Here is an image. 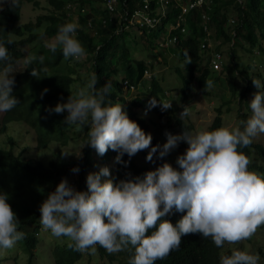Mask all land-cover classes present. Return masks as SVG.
<instances>
[{
    "label": "clouds",
    "instance_id": "9594fccd",
    "mask_svg": "<svg viewBox=\"0 0 264 264\" xmlns=\"http://www.w3.org/2000/svg\"><path fill=\"white\" fill-rule=\"evenodd\" d=\"M3 2L13 8L18 6L19 0H3ZM237 2L242 4V0ZM209 5L207 9H210ZM176 11L178 13V10ZM201 22L205 38L201 41L199 50L202 52L203 60L206 49L210 50L207 47L210 32L209 22L206 24ZM231 23L233 24L234 21ZM169 25L170 23L166 27ZM78 27L76 22L65 23L47 47L50 51L56 52L59 46L65 59L84 57L85 49L76 38ZM166 27L153 43L151 50V53L157 55L158 60L165 53L162 51L172 54L171 49L177 42V36L172 34L177 30L168 32ZM178 30L186 37L189 34L187 21ZM137 31L143 39L134 36L133 40H139L144 46L145 41L148 40L150 44V34ZM9 38L12 40V37ZM6 43L10 45L11 41ZM211 55V59L209 57L207 61L203 60L202 65L206 64L209 67L210 77L220 80L221 76H214L212 73L222 68L223 55L218 51L210 52ZM23 59L25 69L18 74L25 72L35 62L44 61L43 56L36 55H26ZM0 62L5 65L0 69L1 116L20 102L12 95L14 75H18L14 74L17 72L15 67L19 63L14 64L6 44L1 41ZM160 62L156 61L158 65ZM239 62L240 60L233 56L228 60V69L234 78L237 75L242 77L246 75L239 71ZM188 63H191L190 59ZM194 74L189 86H185L184 83V86L175 92H172L175 89L168 86L170 82L166 77L161 80L157 78L166 91L168 101L161 102L152 97L147 103L145 115L148 110L158 105L162 111L171 108L172 114L174 109L183 110L180 113L181 117L188 115L187 108L197 113L195 106L200 104V101H197L196 97L209 95L212 81L209 77L200 87L197 84L200 74L197 71ZM258 74L261 75V72ZM30 75L40 78L39 71L35 69L30 71ZM255 75L257 74H253L251 79L248 74L247 78L243 77L245 87L251 80L253 83V91L247 92L253 94L249 103L252 115L246 119V114L239 111L243 117L237 116L238 127L231 129L221 127L222 114L218 109V114L206 129L194 131L190 121H177L181 124L178 130L182 132L181 134L165 133L167 139L162 146H151V134H146L135 121L129 119L120 103L111 102V82H105L98 89L96 87L98 77L93 73L86 86H77L76 93L69 95L66 103H58L54 109L49 110L50 113L57 114L66 111L64 120L66 125L75 124L81 128L85 126L88 128V140L82 147L87 145L93 148L99 156L105 155L111 149L117 153L115 162L125 166L128 163L122 160L125 154L131 158L139 151L150 148L146 160L151 162L154 154L158 152L157 158H163L181 141L187 144V148L184 154L176 159L179 170L164 163L153 169L149 167L153 171L146 172L143 178L137 176L114 182L109 168L103 166L87 175V191H77L67 179H62L55 191L50 192L40 205V222L43 228L50 230L53 236L69 238V247L77 252L95 251V246L99 245L103 247L104 254L114 256L115 260L112 262L124 257L125 263L155 264L157 260L167 257L171 251L170 256L174 254L173 250L180 249L184 243L197 239L202 244L207 242L211 245L214 242L219 252L217 264H262V258L259 260L258 254L247 251L252 245L249 248L245 246L246 251L231 249L241 241L250 240L256 233L257 245L264 253V177L257 170L256 172L249 170L251 163L249 156L238 150L256 145L253 139L258 134H264V92L260 91L262 84ZM144 76L149 86L152 78L147 71ZM219 80L213 79V81ZM230 81L233 83L232 78ZM126 86L124 85L123 88L124 96ZM229 89L231 90L230 86ZM235 92L236 89L232 92L233 96ZM172 96L178 102L174 108L170 101ZM226 112H231L230 107H227ZM81 156L79 150L77 157ZM72 171L76 173L79 169L73 168ZM7 200V193L0 192V248L2 249H10L25 238V233L17 230L19 221ZM163 217L168 220L162 219ZM130 245L134 250L128 248ZM123 250L133 252V258L128 255H118ZM229 250H232V253L226 255Z\"/></svg>",
    "mask_w": 264,
    "mask_h": 264
},
{
    "label": "trees",
    "instance_id": "16d2710c",
    "mask_svg": "<svg viewBox=\"0 0 264 264\" xmlns=\"http://www.w3.org/2000/svg\"><path fill=\"white\" fill-rule=\"evenodd\" d=\"M44 1L50 9L49 13L38 16L35 22H29L22 26L17 25L20 20L22 3H31L37 7V1L19 0L18 6L13 8H10L6 3L0 11V41L6 44L9 56L14 64L16 65L26 56L22 52L23 47L34 42L37 43L28 52L27 56L44 57L43 63L35 62L25 72L14 75L15 84L12 95L20 102L12 110L4 112L0 116V133H6L8 126L11 124L25 125L33 132L36 147L39 150L50 148L51 144H55L54 148H51L52 152L46 158V161L27 158L24 156V150L17 152L18 144L9 135H7L5 141L7 147L6 144H4V147L0 146V192L7 193L8 200L6 202L11 206L19 221L17 230L25 233V238L15 244H19V248L16 246L10 249L0 248V264H18L16 259L22 251L26 256V264H35L36 251L37 249L40 250L39 235L43 227L40 222V205L50 192L55 191L56 186L62 179H67V181L70 179V176L74 173L73 168L79 169L76 172L78 174L77 191L87 190L86 175L91 168L98 165V162L102 164L101 166H111V178L114 182L137 176L143 178L146 172L153 171L149 169L147 164L139 162L137 157L140 152L142 155L147 156L148 153H145V149L131 158L125 154L122 160L128 162L126 166L115 162L114 158L117 153L111 149L105 155L99 156L93 148L85 145L81 151V157L75 158L73 155L67 158L63 155L60 150L61 147H66L71 140H80L83 145L88 140V132L86 133L80 128V130L72 133V125L64 123L67 115L66 111L60 114L50 113L49 111L51 105L58 101H67L69 95L72 96L76 93L73 90V84L76 82L72 77L74 69L68 66L73 58L65 59L59 46L56 52L50 51L47 47L62 25L73 22L72 17L76 18L79 25L76 38L85 49V56L89 63L88 66H90L87 68V75L84 78L88 77L90 79L92 74L95 73L98 77L96 85L98 89L105 82H111V102L113 104L120 103L125 108L129 119L135 121L146 134H151V146L160 145V137L150 128V126H153L152 121L148 124L147 120L152 117L160 120L164 117L169 118L172 115L171 108L162 111L159 105L148 110L145 115L147 103L152 97L161 102L168 101L166 91L157 81V73L151 67L152 65L136 58L135 54L138 48L131 44L129 30L124 31V21L117 15L106 13L103 6L100 8L103 0ZM142 1L118 0L117 10L122 14H125L126 11H144ZM207 1H210V9H207L208 6H204L202 10L193 11L187 19L189 34L186 37L179 30L172 32L173 35L177 36V42L171 51H177L184 63V70L186 76H188L185 86L190 85L195 71L200 74L197 80L200 87L205 84V80L211 74L209 67L206 64L202 65V52L199 50L200 43L205 38L203 26L201 25L204 12L209 15L208 27L213 29L216 49L221 45L229 44L230 56L235 57V47L244 48L243 45H240L241 40L245 44L244 49L250 54H253L254 50H259L264 54L262 48L264 42V0H244L242 4H239L237 0ZM157 4L158 0H150L151 10L148 11L154 10ZM230 8H233L236 13L232 25L233 33H229L230 27H228V24L230 26L231 16L227 12ZM176 14L177 11L173 10L171 5L168 17L162 22V28L152 32L150 34V44L147 40L142 48L152 52L153 43L160 37L161 31L164 32L169 23H176ZM88 23L90 26H88ZM25 33H27V37L23 38L26 35ZM9 36L12 37V40ZM237 40L239 42H236ZM7 41H11V44L8 45ZM206 51L209 52V49H206ZM189 59L191 63H188ZM63 63L67 64L68 73H61ZM4 66V63L0 62V69ZM32 69L39 71V79L30 75ZM173 70L178 77L182 78L178 67H174ZM146 71L152 78L149 86L144 79ZM243 73L246 74L243 77L247 78L248 73ZM255 76L257 78L261 77L260 74ZM214 80L219 79L214 78ZM261 84L260 91L264 92V76L261 77ZM124 85H127L125 96ZM229 86L234 92L235 87L231 81ZM252 86L251 80L242 89L241 95L247 94L249 91L252 92ZM238 116L243 117L240 113ZM84 129L88 131L86 126ZM181 133L180 131H173L170 134L179 135ZM186 148L187 144L181 141L165 157L157 158V152L153 155V158L157 160L158 167L168 163L179 170L176 159L179 155L184 154ZM147 150L150 151V148ZM238 150L249 156L251 160L249 170L254 172L257 170L264 177V146L256 144ZM127 174H130V176ZM162 219L168 220L165 217ZM255 234L250 240L241 241L231 249L237 248L236 250L246 251L244 247L252 245L247 251L258 254L259 260L262 258V264H264V253L262 248L257 245L258 237H255ZM52 238L54 240V248L51 252L53 264H75L83 258L84 253L77 252L69 247V238L64 236H52ZM128 248L134 250L131 245ZM173 251L174 254L170 256L171 251L167 257L163 260H157L155 264H217L219 258V252L214 242L211 245L207 242L202 244L197 239L190 240L184 243L180 249H174ZM231 253L232 250H229L226 255ZM86 254L93 258L90 252ZM118 255H128L132 259L134 253L123 250ZM95 256L105 263L115 260L113 255L104 254L103 247L99 245L95 246Z\"/></svg>",
    "mask_w": 264,
    "mask_h": 264
},
{
    "label": "rangeland",
    "instance_id": "374dc122",
    "mask_svg": "<svg viewBox=\"0 0 264 264\" xmlns=\"http://www.w3.org/2000/svg\"><path fill=\"white\" fill-rule=\"evenodd\" d=\"M38 2V6L35 7L31 3H22L20 7V20L17 23L18 26H22L25 24H28L29 22H35L36 18L41 15H46L49 13V7L45 3L44 0H35ZM244 0H242V3ZM6 3L3 2V0H0V11L4 8ZM208 4V3H207ZM100 8H102V5H100ZM227 12L230 17L228 27H230L229 33L233 32L232 29V23L231 21L235 20L236 13L234 12L233 8L228 9ZM205 16V15H203ZM206 17V16H205ZM73 22H76V18L72 17ZM206 20V18H204ZM77 23V22H76ZM212 31L209 27L210 32V39L207 40V47L210 48L209 52H204L203 54V60L204 62L207 61L212 55L210 56V52L212 51H218L220 52L223 57L221 59L222 68L220 71L213 72L212 74L214 76H221L219 81H213L215 77H210L209 80L212 81V87L209 88V95L201 96L198 95L197 101H200V104H196L195 110H197V113L193 111L191 108L188 109V115L181 117L180 113L183 110H173V114L167 118L164 117L162 119H156L155 117H152L147 120V123L150 124L151 121L153 123V126H150L152 130L155 131V134L160 137L159 144L162 146L166 142V136L165 133H171L173 131H178L181 128V124H179L177 121L187 122L190 121L193 124L194 131L204 130L206 129L211 123L212 120L216 117L217 110H220V113L222 114V126L221 127H227L229 129L233 127H238L239 122L237 119L239 111L243 114H246V119H249L252 115L249 103L253 98V94H246V96H241V92L243 87H245V81L241 75H237L234 78V75H232L231 71L228 69V60L230 58L229 53V44L221 45L219 48L216 47V41L213 39ZM130 36L129 39L131 40V44L133 46H136L138 48V51L136 52L135 56L137 59H142L144 62H146L148 65H154L153 70L157 73V77L161 80L163 77H166L167 81L170 82L168 86L171 89H175L172 92H175L177 90H180L185 83L186 78V72L184 70V63L181 60L180 54L176 51H174L172 54H170L168 51H165L164 55L160 56V60H158V57L156 54L151 53L149 51H146L144 48H142L144 45L140 43L139 40L134 41L133 37L136 36L140 39H143L141 37L140 33L137 30H129ZM23 38L27 37V33H25ZM236 42H239L238 40ZM37 43V42H36ZM35 42L32 44H27L23 47L22 51L28 55V52L34 47L36 44ZM240 45H243L245 48V44L242 43L240 40ZM243 47L240 46L235 47L234 49V55L237 59L240 60L238 63L239 71L248 73L249 79H251L253 74H258V72H261V77L264 76L262 72H264V54L262 52L257 53V51H254L253 54H250L247 52ZM262 48L264 49V42L262 43ZM73 58V57H72ZM24 59L19 62V64L15 67L16 73L18 74L25 69V65L23 63ZM156 61H161L158 65ZM78 64V65H77ZM87 57H81L79 59L73 58V60L70 61L68 66L70 68L74 69V73L72 74V77L76 80V82L73 85L74 92L77 91V86H86L87 82L89 81V78L86 77L87 75V68L88 66ZM248 65L250 68L248 69ZM174 67H178L180 69L181 77H178L174 73ZM68 73L67 64L63 63V68L61 73ZM261 77H259V81L261 82ZM232 78L234 87L236 89V92L234 96L232 95V91L229 89L228 81H230ZM208 80V81H209ZM257 80V79H255ZM261 89V88H260ZM259 89V90H260ZM255 90H258L255 88ZM258 90V91H259ZM204 99V100H203ZM172 103V108L176 107L178 105V102L175 101L174 97L172 96V100H170ZM67 101H58L50 106V109H54V107L58 103H66ZM230 107L231 112H226L227 107ZM247 121V120H246ZM72 133L80 130L81 127L72 124ZM84 130V132H88L84 128H81ZM7 135L12 136L16 143L18 144L17 152L24 150V156L27 158H34L35 160L40 161H46L47 157L52 152V149L54 148L55 144H51L50 148L47 149H38L36 147V142L34 139L33 132L25 125H18V124H11L8 126V129L6 133H0V146L4 147ZM81 137V135H79ZM254 144H262L264 146V134H258L257 137L253 139ZM7 147V144L5 145ZM80 143V140H71L69 141V144L66 147H61L60 150L63 152V154H69L66 157L70 158L74 155L75 158H77V154L82 151L83 147ZM52 148V149H51ZM81 148V149H80ZM149 150L145 149V153H148ZM257 156V155H256ZM139 162L143 164H147L151 169L154 167H158L157 160L153 158V161L149 162L146 160V156L142 155V153H138L137 155ZM257 158V157H256ZM97 165V164H96ZM102 164L98 162V165L94 168H91L87 175L92 172H96L99 170ZM107 166V165H105ZM111 173V166H107ZM86 175V177H87ZM69 184L76 190V185L78 182V174L73 173L70 176V179H68ZM87 191V190H86ZM52 234L50 230H45L42 227V230L39 235V249L36 251V257H35V264H53L51 252L54 248V240L52 238ZM16 247H20L19 244L14 245ZM249 248V247H248ZM20 252V250H18ZM90 252L93 255V258H90L86 253ZM16 253V252H14ZM13 253V254H14ZM84 256L81 258L80 261L76 262L75 264H120L125 263L124 257L118 258V261L115 262H102L97 259V256H95V251L88 250L87 252H83ZM16 262L18 264H26V256L25 253L22 251L20 256L16 259Z\"/></svg>",
    "mask_w": 264,
    "mask_h": 264
},
{
    "label": "built area",
    "instance_id": "2783aa9c",
    "mask_svg": "<svg viewBox=\"0 0 264 264\" xmlns=\"http://www.w3.org/2000/svg\"><path fill=\"white\" fill-rule=\"evenodd\" d=\"M142 2L144 11H126L125 14L118 12V0H103L102 6L106 13L117 15L124 21V31L133 27L145 34H151L154 30L162 27L163 20L169 15L171 5L173 6V10H178V13L176 16V24L174 26L170 24L169 27H166L168 32L178 30L187 21L188 17L191 16L192 11L202 10L204 6L210 3L207 0H159V4L155 5L156 8L154 10L148 11L151 10L150 0H143ZM202 21L204 24L209 22V15L205 12L202 14ZM88 26H90L89 23ZM182 32H184V29H182ZM215 67H217L216 64Z\"/></svg>",
    "mask_w": 264,
    "mask_h": 264
}]
</instances>
